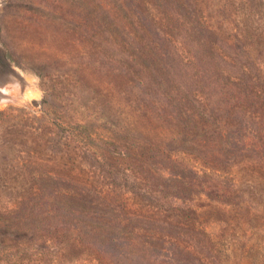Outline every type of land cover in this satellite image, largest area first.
Wrapping results in <instances>:
<instances>
[{"label": "rangeland", "instance_id": "374dc122", "mask_svg": "<svg viewBox=\"0 0 264 264\" xmlns=\"http://www.w3.org/2000/svg\"><path fill=\"white\" fill-rule=\"evenodd\" d=\"M0 74V264H264V0H0Z\"/></svg>", "mask_w": 264, "mask_h": 264}, {"label": "trees", "instance_id": "16d2710c", "mask_svg": "<svg viewBox=\"0 0 264 264\" xmlns=\"http://www.w3.org/2000/svg\"><path fill=\"white\" fill-rule=\"evenodd\" d=\"M53 182H55V181H53ZM56 183V182H55ZM55 183H53V184H55ZM52 184V185H53ZM67 201V200H66ZM74 205H76L77 203L76 202H72ZM67 204H69L70 206H73V205H71L70 204V201L68 202L67 201ZM80 204V203H79ZM177 208V210H184V208H185V212L187 213V214H193V213H195V209H193L190 205H188V206H186V207H184V208H181V207H179V206H176ZM72 207H68L67 205H62L61 203H56V201H54V203H53V209H51V211H50V214L52 213V214H54L55 216L56 215H66L67 217H68V209H71ZM60 210H62V212L60 211ZM73 211H72V213L74 214V217L75 216H78V218H82V219H84V220H88V218H85L84 217V215H85V213L84 212H82V213H80L79 211H78V209H76V208H74V209H72ZM75 212V213H74ZM51 214V215H52ZM90 214V213H89ZM50 215V216H51ZM94 216H96V213H93V217ZM13 232L17 235V237L18 238H21V239H23V238H30V239H32V238H34L35 237V235L34 234H32V233H30V231H28V230H22L21 229V227L19 226V227H17L16 228V230H13ZM30 235V236H29ZM38 245H37V247H39V248H46V246L47 245H45V243H41V242H36ZM48 247H51L50 245H48Z\"/></svg>", "mask_w": 264, "mask_h": 264}, {"label": "bare ground", "instance_id": "6f19581e", "mask_svg": "<svg viewBox=\"0 0 264 264\" xmlns=\"http://www.w3.org/2000/svg\"><path fill=\"white\" fill-rule=\"evenodd\" d=\"M16 74L17 75L14 76V79L12 78V80H14V81H12L13 84H14V86L15 87H18L19 85H22V87H23L22 88V92L20 94H18L17 96H20L22 98H25V97L28 98L30 96L37 95L38 92H36L35 87H34V84L33 85L31 84V83H33V80L31 82V78H28L29 76H27L28 81L31 82V83H28L27 86H26V89H24L25 86H23V84H22L23 82L22 81L23 80L26 81L24 79L25 76L22 75L20 72H18ZM0 79H1V77H0ZM1 80H4V79H1ZM1 80H0V103L6 102V101L12 99V97H9L8 94H7L9 92V89H7V88L4 87V82L3 81L1 82ZM23 90H25V91H23Z\"/></svg>", "mask_w": 264, "mask_h": 264}]
</instances>
